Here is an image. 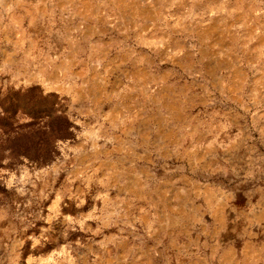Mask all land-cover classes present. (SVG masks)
Returning <instances> with one entry per match:
<instances>
[{
	"label": "rangeland",
	"instance_id": "374dc122",
	"mask_svg": "<svg viewBox=\"0 0 264 264\" xmlns=\"http://www.w3.org/2000/svg\"><path fill=\"white\" fill-rule=\"evenodd\" d=\"M7 92L0 264H264V0H0Z\"/></svg>",
	"mask_w": 264,
	"mask_h": 264
},
{
	"label": "trees",
	"instance_id": "16d2710c",
	"mask_svg": "<svg viewBox=\"0 0 264 264\" xmlns=\"http://www.w3.org/2000/svg\"><path fill=\"white\" fill-rule=\"evenodd\" d=\"M16 96V92H12V93H6L5 98H2L0 100V107H1V111H0V128L3 129V135H5V138L3 139L4 142L5 141H11V139H18V137H25V139H27L29 141L31 135H33V133H30L29 136H24L25 134H19V132L17 131L15 134L13 133V121L12 118L15 117L17 111H21L24 110L27 107H23V105L21 103L18 102H7V98L11 99L12 96ZM49 95V94H47ZM35 110V109H34ZM33 114V113H32ZM27 125H33L32 122H29V124ZM31 131H34L33 129H31ZM2 140V141H3ZM13 141V140H12ZM2 142H0V153H2V149L4 150V148H6L8 150V155L10 157H14L16 154L19 153V149L16 148L13 145H8V144H3ZM24 146V145H23ZM2 147V148H1ZM31 146L30 145H25L24 150L22 151L23 154L29 156V152H30Z\"/></svg>",
	"mask_w": 264,
	"mask_h": 264
}]
</instances>
